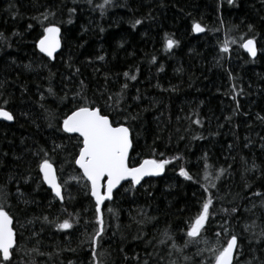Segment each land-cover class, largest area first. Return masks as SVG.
<instances>
[{
	"label": "trees",
	"instance_id": "16d2710c",
	"mask_svg": "<svg viewBox=\"0 0 264 264\" xmlns=\"http://www.w3.org/2000/svg\"><path fill=\"white\" fill-rule=\"evenodd\" d=\"M53 26L49 59L38 43ZM85 105L129 128L130 167L169 161L104 202L99 236L82 140L63 130ZM0 108L14 117L0 121V207L17 237L0 264H215L232 235L233 264H264V0H0Z\"/></svg>",
	"mask_w": 264,
	"mask_h": 264
},
{
	"label": "snow or ice",
	"instance_id": "6c2138e0",
	"mask_svg": "<svg viewBox=\"0 0 264 264\" xmlns=\"http://www.w3.org/2000/svg\"><path fill=\"white\" fill-rule=\"evenodd\" d=\"M194 28L197 31H203L199 24H195ZM45 31L47 35L39 41V48L47 56L53 57L54 52L59 47L57 37L60 29L53 26L47 27ZM172 45L173 41H168V46L172 47ZM243 47L255 57L256 49L253 40H247ZM224 51H228L227 47L224 48ZM131 79L134 80L135 76H132ZM0 118L7 121L14 119L12 113L3 108H0ZM195 122L199 123V120ZM63 130L69 133H76L83 138V146L80 148L79 158L75 160V163L83 170V177L91 183V195L95 198L96 212L100 214L97 233V236H99L104 231L101 205L105 200L112 198L113 189L123 180L130 179L135 184H139L145 176L159 175L169 161L145 160L138 167H130L128 158L132 142L129 128L122 125L114 126L109 116L102 114L99 108H90L85 105L72 111L71 115L63 121ZM39 167L43 172L44 181L55 191L57 197L63 199L61 185L58 183L52 164L48 160H44ZM223 171V169H220L221 174ZM180 174L187 179H192L183 169ZM105 180L106 191H102L105 187L102 182ZM211 202V199L205 202L202 211L195 216L194 222L187 232L189 237L200 236L201 229L208 218ZM12 225L13 217L8 211L0 207V254H2L5 262L11 259L12 249L16 246V233ZM59 227L61 229H70L72 224L65 220ZM236 245L237 237L232 235L227 241V245L222 247L215 255V264H232L233 251Z\"/></svg>",
	"mask_w": 264,
	"mask_h": 264
},
{
	"label": "water",
	"instance_id": "95a60500",
	"mask_svg": "<svg viewBox=\"0 0 264 264\" xmlns=\"http://www.w3.org/2000/svg\"><path fill=\"white\" fill-rule=\"evenodd\" d=\"M194 32H195V34L196 35H199V34H201L202 33V31H197V30H195V28H194ZM45 35H47V33L45 34ZM44 35V36H45ZM44 38V37H43ZM42 38V39H43ZM57 39L59 40V47L56 49V51L54 52V56L53 57H49V56H47L46 55V53H43L46 57H48L49 59H52V58H54L55 56H56V54L59 52V50H60V48H61V33L59 32V34H58V37H57ZM252 40V39H251ZM254 41V40H253ZM247 42V40L244 42V43H246ZM243 43V44H244ZM254 47H255V49H256V55H255V57H253L244 47H243V45H242V48H243V50H244V52L251 58V59H255L257 56H258V53H259V50H258V47H257V44H256V42L254 41ZM38 48H39V43H38ZM39 50H40V48H39ZM7 111V110H6ZM71 115V114H70ZM0 121H2V122H6V123H13V121L14 120H12V121H7V120H4L3 118H0ZM122 126H125V125H122ZM125 127H127V126H125ZM130 131V130H129ZM66 132V131H65ZM67 134H69V135H73V136H78L81 140L83 139L82 137H80L78 134H76V133H69V132H66ZM130 139H131V133H130ZM131 142H132V139H131ZM83 146V145H82ZM131 150H132V147H131V149L129 150V157H130V153H131ZM78 158H79V156H78ZM77 158V159H78ZM128 163H129V158H128ZM143 163V162H142ZM141 163V164H142ZM140 166V165H139ZM76 167L79 169V171L81 172V174L83 175V170L82 169H80V167H79V165L78 164H76ZM138 167V166H137ZM54 168V167H53ZM55 169V168H54ZM41 171V170H40ZM55 172H56V170H55ZM41 174H42V177H43V172L41 171ZM162 173H160L159 175H152V176H145L142 180H141V182L139 183V184H135L134 182H132L130 179H127V180H123V181H121L120 182V184L119 185H117L114 189H113V192H112V195H113V193L115 192V191H117L124 183H127V182H131V183H133V185L134 186H136V187H138V186H140L145 180H147V179H149V178H155V177H159L160 175H161ZM56 176H57V173H56ZM58 178V177H57ZM86 179V178H85ZM43 181H44V178H43ZM87 181V180H86ZM88 183H89V185H90V189H91V183H90V181H87ZM44 183H45V185L47 186V188L53 193V195L59 200V201H61V202H63V199H61L60 197H57L56 195H55V191L44 181ZM58 183H59V180H58ZM102 183H104L105 184V187H104V189H102V191H106V180L104 181V182H102ZM61 192H62V196H63V190H62V187H61ZM92 196V195H91ZM92 198L94 199V201H95V198L92 196ZM111 200V199H110ZM105 201H109V200H105ZM104 201V202H105ZM104 204V203H103ZM103 204L101 205V210H102V207H103ZM207 221V220H206ZM206 223V222H205ZM13 224H14V222H13ZM205 225V224H204ZM12 227H13V225H12ZM14 229V228H13ZM15 231V230H14ZM16 233V232H15ZM16 244H17V237H16ZM16 247V246H15ZM15 247L12 249V251L15 249ZM236 248H237V245H236V247H235V249H234V251H233V259H232V264L234 263V258H235V253H236ZM1 255V257H2V254H0ZM2 259H3V257H2Z\"/></svg>",
	"mask_w": 264,
	"mask_h": 264
}]
</instances>
